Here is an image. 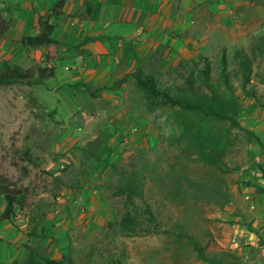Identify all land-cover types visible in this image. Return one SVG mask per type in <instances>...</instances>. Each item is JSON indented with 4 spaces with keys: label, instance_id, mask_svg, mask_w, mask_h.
Returning a JSON list of instances; mask_svg holds the SVG:
<instances>
[{
    "label": "rangeland",
    "instance_id": "obj_1",
    "mask_svg": "<svg viewBox=\"0 0 264 264\" xmlns=\"http://www.w3.org/2000/svg\"><path fill=\"white\" fill-rule=\"evenodd\" d=\"M173 5L174 14L179 15L176 22L181 23L172 25L170 34L180 41L188 39L186 55L178 62L174 53L177 48L173 46L174 50L161 58L162 46L156 50L159 58L151 57V63L144 62L142 67L171 82L180 79L191 60L200 61V56L206 55L212 59L214 78H220L221 51L226 50L229 67L236 68L231 47L242 43L253 56V73L247 88H253L256 96L242 92L239 76H232L242 104L240 125L198 118L176 106L160 104L145 111L149 118L135 121L138 127L133 125L137 129L132 135L128 132L120 136L123 144L119 143V136L109 139L108 130L101 128L97 137L103 141L102 159L98 162L90 153V146L84 150L92 139L85 132L86 117L77 114L82 108L91 109L89 103L70 92L75 97H71L68 108L78 118L74 125L69 123L67 132H77L84 143L55 152L54 142L61 133L55 138L54 134L64 128L65 121L53 122L54 112L47 105L62 94L59 88H46L47 78L38 84L24 80L0 85V175L18 191L14 193L13 221L26 235V244L40 246L43 253L48 245L51 256V249L56 247V257L68 251L74 264H110L113 258L123 264H210L198 257L196 241L207 254L219 258L220 264L241 263L240 255L231 246L235 233L232 225L244 226L247 222L234 216L237 209L242 212L237 206L238 201L244 200L247 187L260 188L257 179L264 174V149L248 132L258 135L264 144V52L252 49L255 37L264 30V0H173ZM186 5L191 8L183 14ZM2 6L7 7L2 12H9L12 17L14 4L1 0ZM36 30L35 27L30 32ZM26 50L33 51L19 64L31 69L35 76L45 59L40 61L39 46ZM170 60L171 64L164 67ZM0 66L3 68V63ZM141 98L143 104L137 102L136 107L139 119L145 110ZM180 117L197 122L203 132L210 131L224 145L219 167L200 156L192 136L183 134ZM78 125L84 128L74 130ZM123 170L127 176L134 171L138 181L135 187L141 192L134 197L137 210L149 205L159 225L158 232L128 236L120 229L118 221L130 208L125 203V193H114L117 185L124 182ZM85 189L97 190L99 201L93 208L84 202L75 203L76 216L65 234L62 238L52 235L61 213L56 208L66 205L67 195L78 200ZM44 235L57 240L49 244ZM62 241L65 245L58 246Z\"/></svg>",
    "mask_w": 264,
    "mask_h": 264
},
{
    "label": "crops",
    "instance_id": "obj_2",
    "mask_svg": "<svg viewBox=\"0 0 264 264\" xmlns=\"http://www.w3.org/2000/svg\"><path fill=\"white\" fill-rule=\"evenodd\" d=\"M55 1L5 0L14 4V13L4 37H0V65L5 60L20 65V61L32 53L33 50H26L20 44V39L26 32L38 31L36 12L41 15L50 12ZM172 6L173 0H65L60 15L53 21L55 27L51 37L54 42L40 45L41 54L38 55L40 61L45 59L40 66L50 63L53 69V76L45 80L46 88H59L62 93L55 100H49L47 105L54 112L53 122L65 121L64 128L54 134L55 138L61 133V138L54 142L55 152H65L75 144L81 146L84 143L77 132L76 135L67 132L78 118L73 117L71 108H68L75 97L71 91L91 105L88 110L82 106L81 110L76 109L80 117L87 119L85 132L90 139L96 138L100 129L105 127L109 139L119 136V143H122L121 135L128 132L132 135L136 131L137 128H133L136 120L149 118L146 107L140 119L137 115V102L142 103V93L135 86L131 73L144 62L151 63V57L159 58L156 50L162 46L161 58L169 50L173 51V46L182 51H174L177 59L172 52L173 58L179 62L185 57L184 47L188 39L180 41L170 34L171 26L177 27L181 23L180 20L176 22L179 15L176 17ZM6 8L2 6L1 9ZM189 8L191 6H184L183 14ZM35 27L36 32H30ZM171 60L164 67L169 66ZM7 113L10 114L8 109ZM83 128L79 126L74 130ZM247 190L248 187L245 195L248 194L250 199L238 201L237 208L242 212L237 209L234 216L235 219L245 218L247 224L232 225L235 233H232L231 246L240 255L241 264H264V189L254 186ZM96 194L95 189L91 192L85 189L78 200L67 195L64 199L66 205L56 208L61 212L60 219L51 234L62 238L76 216L74 204L84 202L93 208L99 201ZM5 207L6 200L0 192V214ZM25 244L26 235L18 230L14 221L0 218V264H22L27 252ZM64 245V241L58 243V246ZM51 250L55 254L58 248Z\"/></svg>",
    "mask_w": 264,
    "mask_h": 264
},
{
    "label": "trees",
    "instance_id": "obj_3",
    "mask_svg": "<svg viewBox=\"0 0 264 264\" xmlns=\"http://www.w3.org/2000/svg\"><path fill=\"white\" fill-rule=\"evenodd\" d=\"M65 0H56L50 9V12L41 15L36 12L35 23L38 27L36 33L26 32L20 39V44L24 48H31L40 45H47L54 42L51 37L54 29V20L60 15ZM1 5V0H0ZM8 15V16H7ZM12 17L9 12H2L0 7V37H4L5 32L11 22ZM52 20V21H50ZM92 39L91 37H87ZM255 45L252 46L254 52H264V30L255 37ZM231 54L235 59L236 68L229 67V59L226 50L223 48L219 61V76L214 78L213 62L211 57L201 55L199 60H191L190 66L180 74V79L174 78L171 82L158 77L152 70H145L138 67L131 73L134 78L135 86L141 91L144 105L151 111L160 104H170L178 107L181 111L192 113L198 118H212L216 120L228 121L231 126H239V116L242 110L240 96L235 92L232 83V76L238 75L241 81V90L249 96L255 97L256 91L249 87L250 78L253 73V56L246 50L242 43H234L231 47ZM3 69L0 70V85H10L19 81L26 80L28 83H43L44 79L53 76L51 67H38L36 75L29 68H23L17 63H11L8 60L3 62ZM180 128L184 135H191L195 141L200 156L209 164L219 167L222 163V157L225 153L224 145L219 140L214 139L210 131H202L197 122L187 121L186 117L179 118ZM256 142L264 149L258 135L248 131ZM103 141L98 137L88 141L87 146L92 148L90 152L94 160L100 162L102 159L101 147ZM115 166L110 165V167ZM123 170L120 182L114 193H125V203L129 204L118 223L120 229L128 236L138 234L156 233L159 231V225L155 216L149 207L145 205L142 210H137L134 197L141 192L135 187L138 181L135 179L134 171L128 176L124 175ZM0 192L3 193L6 200L5 210L0 214V218H7L13 221V206L15 202L14 193L18 192L12 189L7 179L0 175ZM145 224V225H143ZM49 238L48 243L53 244L57 238L51 235H44ZM54 240V241H53ZM27 248L26 255L22 264H74L73 257L68 251L61 253L59 258L51 256L49 246L43 253L40 246L24 245ZM198 257L210 264H220V259L206 253L204 247L195 241ZM110 264H123L119 259H111ZM241 264V263H233Z\"/></svg>",
    "mask_w": 264,
    "mask_h": 264
},
{
    "label": "built area",
    "instance_id": "obj_4",
    "mask_svg": "<svg viewBox=\"0 0 264 264\" xmlns=\"http://www.w3.org/2000/svg\"><path fill=\"white\" fill-rule=\"evenodd\" d=\"M47 66L51 67V64L49 63V64H47ZM61 167H62V165H61ZM257 183H258L260 188L264 189V174L259 175V178L257 179ZM57 199L60 200V196H58ZM244 199L249 201V199H250L249 195L248 194L244 195ZM250 207L253 208V205H250Z\"/></svg>",
    "mask_w": 264,
    "mask_h": 264
}]
</instances>
